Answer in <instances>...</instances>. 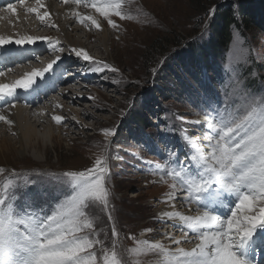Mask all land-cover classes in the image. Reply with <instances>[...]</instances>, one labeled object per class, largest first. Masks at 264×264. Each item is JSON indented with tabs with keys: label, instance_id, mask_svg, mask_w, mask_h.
I'll list each match as a JSON object with an SVG mask.
<instances>
[{
	"label": "rangeland",
	"instance_id": "1",
	"mask_svg": "<svg viewBox=\"0 0 264 264\" xmlns=\"http://www.w3.org/2000/svg\"><path fill=\"white\" fill-rule=\"evenodd\" d=\"M59 1L58 4L53 1L54 8L65 6ZM255 1L260 0H124V11L133 19L120 20L113 16L114 23L118 25L113 29L90 6L92 0H88V7H74V3L73 6L67 5L68 14L60 18V22L67 25L64 27V34H61L57 27L48 26L51 22L53 24L50 15L45 18L46 22L43 24L38 21L35 13L27 15L29 20H24L23 24L29 22L33 26H23L20 29L21 23H16L18 30L25 35L58 41V46L63 49L60 55L62 53V56H69V59L70 56L74 58L69 60L70 65L72 62H80L81 66H95L70 54L71 48L64 40L65 34L80 43L93 61L107 63L118 71L113 73L105 70L98 74V78L84 81L82 85H78L80 96L71 94V91L69 94L67 91V97L62 98L61 93L65 89L53 93L56 101L61 99L60 101L66 102L63 103L64 106L72 110V113L66 111L62 117L66 120H78L79 123L75 122L74 125L68 124V121H64L62 125L52 123L51 117L61 115L63 110H57L53 102L49 103L36 97L40 106L35 109L40 108L50 115L45 117L44 122L33 116L31 123L36 120V123L32 124L41 133L45 129L49 130L53 137L51 141L37 139L23 149L17 137L5 132L2 126L4 123L0 121V168L5 169V173L0 174V182L9 178L10 171L56 174L83 171L92 167L97 156L107 151L110 156V205L114 209L112 215L119 232V248L124 251L127 264H161L162 257L158 253L130 251L136 248L137 240L159 242L173 250L175 245L172 240L182 236L178 224L174 234L171 232L169 220L161 223L157 219L158 210L165 206L160 201L161 195L167 196L171 181L167 178L161 180L159 175L151 174L149 167L163 166L168 159L169 150L178 152L180 159L190 154V146L183 137L187 135L196 139L207 131L199 113L209 101L220 108L229 105L235 107L242 103L240 88L254 96L264 97V35L259 30L246 32L232 26L231 40L222 57H217V61L205 62L202 59L203 63L200 58V51L206 50L207 41L212 39L211 27L217 21L220 9L232 6L234 11L241 3L252 4ZM30 2L34 3L33 0ZM41 3L44 1L41 0ZM78 8L81 16L92 15L97 18L100 28L92 27L88 21L77 22L72 13L77 12ZM18 9L16 8V15H10L12 19L19 17ZM44 10V7L39 9L41 15ZM213 10L214 14L209 16ZM21 15L25 16L24 12ZM1 24L5 25L3 19ZM13 28L11 27L10 31ZM12 32L9 34L16 35L12 39H17L15 37H19V33ZM104 36L107 39L105 41ZM5 52L7 50L4 48L0 49V53ZM37 54H32L29 58L38 68L45 67L47 64L44 62L49 63L53 58L44 60L43 57L36 62ZM188 54L192 56L187 60ZM178 57L184 58L182 63ZM198 63L202 65L199 67ZM256 63L259 64V70L250 71ZM22 67L24 66H21V70ZM168 68L173 70L168 73ZM186 70L190 76L185 74ZM16 77L17 74L4 73L1 79L13 84L15 79L17 80ZM256 77L257 82H248V87L246 82ZM71 81L72 79L66 77L64 83L68 82L69 85ZM253 84L255 86H252ZM71 86H75V83L72 82ZM36 89L37 93H44L42 84H38ZM17 94L27 96L22 89H19ZM17 105L24 108L21 103ZM8 108L4 107L6 111L2 113L10 120L12 114ZM195 120H201L203 123H193ZM61 126L60 130L55 129ZM165 128L170 131H165ZM105 129H112L115 135L105 140L102 135ZM201 142L204 140L201 139ZM105 143L109 145L107 149L103 147ZM28 178L38 179L35 175ZM23 191L36 207L43 206L46 202H58L62 198V192L70 189L61 187L60 191H57L55 182L50 181L29 185ZM16 203L24 206L23 194ZM186 210L180 203L177 211ZM187 211L189 214V210ZM194 212L195 210L190 214ZM95 219L98 238L110 248L112 223L108 221L107 214L98 209ZM149 229L151 231H146ZM150 232H154L153 235L145 237ZM144 234L146 235L143 238ZM188 239L187 244L191 246L193 242L188 243Z\"/></svg>",
	"mask_w": 264,
	"mask_h": 264
},
{
	"label": "snow or ice",
	"instance_id": "2",
	"mask_svg": "<svg viewBox=\"0 0 264 264\" xmlns=\"http://www.w3.org/2000/svg\"><path fill=\"white\" fill-rule=\"evenodd\" d=\"M63 3L89 6L88 0H63ZM19 4L23 7L25 0H19ZM90 6L113 29L118 27L113 16L120 20L133 19L124 11V0H92ZM42 7L41 0H36V7L27 8L28 13L36 14L41 24L49 17L48 11L40 14ZM5 11L16 15V5L9 3ZM213 14L214 10L208 15ZM72 15L77 22L89 21L93 27L100 28L99 20L92 15L81 16L79 12ZM48 26L56 27L54 23ZM37 41H43V45ZM58 44V41L53 42L47 37H0V49L6 45L20 49L35 45L47 46L49 52L55 53L63 51ZM70 54L95 65L90 67L92 73L118 71L107 63L93 61L85 50L72 48ZM61 59L57 55L45 67L26 73L15 83L0 84V101L8 107H15L12 101L17 89L27 93L38 79L46 81V74L55 73ZM2 75L4 72L0 69ZM240 93L242 103L235 107L220 108L211 101L204 106L199 115L207 131L196 139L187 135L183 137L191 148L189 155L180 159L178 152L169 150L163 166L149 167L151 174L171 181L166 201L170 206L174 208L172 202L182 195L181 203L188 206L190 212L193 208L195 210V214L167 211L157 219L161 223L173 221L172 227L178 224L184 239L192 234L198 243L190 251L179 247L172 251L159 242L137 240L136 248L130 251L158 253L163 258L162 264H257L254 254L264 249V97L249 94L243 88H240ZM55 107L60 108L61 105L56 104ZM52 120L62 125L64 117L54 115ZM0 121L9 126L13 123L2 114ZM193 123L199 124L201 120ZM102 135L107 140L115 132L105 129ZM201 139L207 143L201 144ZM103 147L107 149L109 145L105 143ZM109 159L105 151L97 156L92 167L79 172L10 171L9 178L0 182V264H127L125 253L119 248V232L112 215L114 209L110 205ZM4 173L5 169L0 168V174ZM30 175L38 179H29ZM50 181L55 182L57 191L61 187L70 191H63L58 202L33 206L23 190L29 185ZM22 194L24 206L16 203ZM97 209L106 213L112 223L110 248L98 238ZM220 209H224L226 214H218ZM172 242L180 244L179 239Z\"/></svg>",
	"mask_w": 264,
	"mask_h": 264
},
{
	"label": "bare ground",
	"instance_id": "3",
	"mask_svg": "<svg viewBox=\"0 0 264 264\" xmlns=\"http://www.w3.org/2000/svg\"><path fill=\"white\" fill-rule=\"evenodd\" d=\"M43 1H44V3H42V4L44 5L45 10L49 12V15L51 16V18H53V23L60 30L61 34H64V27L67 26V25L66 24L64 25V23L62 24L60 22V20H61L60 18H61V16L63 17L64 15L68 14V13H66V12L69 11L68 10V7L69 6H67V5L73 6V4L72 3L65 4V3H63V0H61V3L60 4L63 3L65 6L63 5L64 7L58 9V8H54V4H53L54 2L53 1H55L58 4L60 2L59 0H53V1H51V0H43ZM33 2L34 3L30 2V0H25V5L23 7H21L20 4H19V0H11L10 2L4 1V0H0V19H1V22H0V37L12 38L13 36H16L14 34H9L12 31L18 32L19 33V37L20 36H26L24 33L20 32L18 30V27H17L18 24L16 25V23H21V24H19V25H21L20 26V29H22L23 26H27V28H29L28 25H30V23L27 22L26 25H24L23 24V21L24 20H29V17L27 15L34 14V13H28L27 12V8L36 6V0H33ZM9 3L15 4L16 5V8H19L18 9L19 10V12H18L19 17L16 16L15 19H12V17L10 16L11 13L5 11V9L8 7V4ZM74 5H75L74 7H78L76 4H74ZM82 6L83 5H80V7H82ZM70 8H72V7H70ZM79 10H80V8H78L77 12H79ZM23 12H24L25 16H22L21 15V13H23ZM40 13H42V12H40ZM92 13H94V11ZM80 15H81V13H80ZM8 18H11V19H8ZM70 18H72V16ZM2 19H3L4 23H5L4 26H3V24H1L2 23ZM46 24H49V23H46ZM51 24H52V22H51ZM30 26H33V24L30 25ZM11 27H14L12 31H10ZM34 27H35V25H34ZM31 28L33 29V27H31ZM12 33H14V32H12ZM65 35H64V40H66V44H67V46H69V48H71V49L72 48H78V49H82L83 50V47H82V45L80 43H78L75 39H72L71 36H68V35L65 36ZM19 37H15V38H19ZM87 38H89V37L87 36ZM105 40H107L106 39V36H104V41ZM41 43H43V41L42 42H40V41L38 42L37 41V44L43 45ZM105 44H106V42H105ZM46 48H47V46L36 47L35 45H33V46L26 45L23 49H20V48H18L15 45H6V46H4V49L7 50V52L0 53V57L2 59V67H1V69L3 70L4 73H8L9 75H10V73L15 74V75L17 74V77H16L17 80L23 78L24 75L26 73H28V72H31V71H34V70H40V69L43 68V67L42 68H38L37 67L38 65L35 66L34 64H32L33 61H32L31 58H29V57L32 56V54H37V53L39 54L40 58L37 59L36 62H39L38 60H42L43 57H45L44 60H46V59L48 60L51 57H53L52 59H54L55 56H57V55L61 56V58H62L61 61L58 62L59 68L56 67L55 73L46 74L48 76V79L46 81H44V82H41L38 79L37 82H36V84L32 88V89H34L36 86L38 87V84H42L43 85V88H44V93H37V89L35 88L31 92L34 95L31 98L30 97H27L26 94H22L21 96L19 94H16L17 96L12 101L13 103H15V107H9L7 109L12 114V116H10L11 117L10 120L13 123H12L11 126L6 125V124H3L2 125L3 126V129L5 130V132L10 133L11 135H14L15 137H17L18 138V141H19V144H20V146L23 149H24V147H26V145L28 146V145L33 144V142L36 141L37 139L38 140L40 139L41 141H43L45 139L46 140L49 139L51 141L52 138H53L52 137V134L49 133V130L46 131V129H45L43 133L37 131L36 126H34L32 124V123H36V120L31 123V117H33V116L36 117V118H40L43 121V120H45V117L46 116L48 118L49 115H50V113H47V111L44 112L40 108L35 109L38 106H40L39 100L41 98L45 99L44 101H47L49 103L53 102V105L54 104L61 105V107L59 109H62L63 110V113L61 115L60 114L59 115L60 116H63L66 111H67V113L68 112L69 113H72V110L71 111L68 110V108L66 106H64V104H63V103H66V102L60 101L61 99L59 101H56L57 99L54 97L55 94H53V93L56 90L57 91H60V89H62V90L65 89L61 93V95L63 96L62 98L67 97L65 95L67 91H69V94L72 92L71 94L80 96V90H79L78 85L73 86L75 88H73L71 86V83L72 82L74 84L77 81V79H76L75 76H71V75L74 74V72L71 70V67L68 66L69 60L71 58H73V57L70 56V59H69V56H64V55L62 56V53L60 55V52L57 55H53V54L49 53L48 50H45ZM29 51H33V52H31L30 54H28ZM12 53H13V55H11ZM22 57H26V58L25 59H22ZM33 63H35V62H33ZM44 64H47L46 61L44 62ZM21 66H24V68L22 67V70L20 69ZM68 67L70 69H68ZM9 68H11V71H9ZM63 71H66L67 74L66 75H60L61 73H64ZM57 77H59V78H57ZM66 77L69 78V79H72V81L70 82L69 85L67 84L68 82L67 83H64V80L66 79ZM77 78H79V77L77 76ZM89 79H91V78H89ZM17 80L15 79V81H17ZM59 83L60 84H63V85H58ZM0 84H8V83H6L5 81H3V79H1V76H0ZM9 84H12V82L11 83L9 82ZM68 86H70V87H68ZM18 91H19V89H17V92ZM37 96L39 97V100H36L35 99ZM18 97H20V98H18ZM18 103L19 104L21 103L22 106L25 109L22 108V107H20L19 105H17ZM4 107H8V106L6 104H4V103H0V114L2 113V111L3 112L6 111V109H3ZM57 110H58V108H57ZM46 113H47V115H46ZM3 114L4 113H2V115ZM51 119H52V117H51ZM41 120H40V122H41ZM64 121H65V123L68 121L67 122L68 124L74 125L75 122H77L78 120H76L74 118H69V119L67 118V120L66 119L63 120V123H64ZM53 122L54 121L52 120V123ZM201 123H203V122L201 121ZM61 128H62V126L61 127H57L55 129L60 130ZM3 135H4V133H3ZM4 142L6 143L5 140H4ZM206 143H207V141H204L203 143L201 142V144H206ZM205 150H207V149H205ZM180 199L183 200V196L182 195H180V196L178 195L176 197V200L172 202V204L175 206L173 208L172 206H170L166 202L167 201V196L161 195L160 201L165 206L164 207L161 206L160 207L161 209L158 210V213H157L158 214V217L163 212L173 211V210H176L177 211V208H178L179 204L182 202ZM182 213L188 214V211L187 210L186 211H182ZM224 213H225V210L223 209V213L222 214H224ZM169 223H172L173 224L174 222L173 221H170ZM170 228H171V232H174V234H176L175 228H172L171 225H170ZM153 233L154 232H150L149 234H147V236H145L146 234H144L142 237L143 238H144V236L145 237H150V236L153 235ZM174 236H177V235H174ZM162 238H164V237H162ZM177 239L180 240V244L177 245V244H175V243L172 242L175 245L174 246L175 249H173L172 251H175L178 247L179 248H183L186 251H190L195 246V244H196L195 243V244H192L191 246H188L186 239H184L182 236H177ZM192 241H196V240H194L192 238V235H191L189 237V239H188V243H192ZM174 247H172V248H174ZM169 249H171V248H169ZM162 259L163 258L160 259L161 262H162ZM261 264H264V257H262V259H261Z\"/></svg>",
	"mask_w": 264,
	"mask_h": 264
},
{
	"label": "trees",
	"instance_id": "4",
	"mask_svg": "<svg viewBox=\"0 0 264 264\" xmlns=\"http://www.w3.org/2000/svg\"><path fill=\"white\" fill-rule=\"evenodd\" d=\"M203 1H206V0H199V2H203ZM224 7H228V8L220 9L218 13V19L212 25L213 27H211L213 30L212 35H211L212 39L207 41L206 43L207 49L206 50L203 49L200 51L201 63H203V61L206 62L207 60L217 61L218 58L222 57L224 50L226 49L227 45L229 44L231 40L230 28L232 26H237L241 28V30L246 31V32H250L251 30L256 29V30H259V32H261L264 35V1L262 0L255 1L252 4L250 3L242 4L241 3L240 5L236 7L234 11L232 10V6H224ZM191 56L192 54L191 55L188 54V58L186 57L187 60ZM182 59L184 58L178 57V60L180 63L183 62ZM190 63L192 62L190 61ZM201 63H198L199 67L202 65ZM259 68H260L259 64L256 63L255 65L253 64L250 71L254 69L259 70ZM167 70H169L168 73H170L173 69L170 70L168 68ZM185 74L190 76L187 70L185 71ZM197 78L198 77H196V79ZM252 81L256 83L257 77L254 79L252 78V80L250 81L248 80L246 82V85L249 87L248 82H252ZM252 86H255V85L253 84Z\"/></svg>",
	"mask_w": 264,
	"mask_h": 264
}]
</instances>
